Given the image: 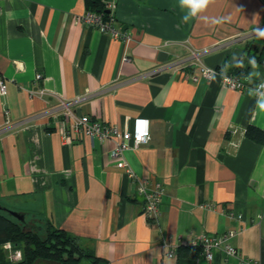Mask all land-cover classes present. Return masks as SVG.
I'll use <instances>...</instances> for the list:
<instances>
[{"label": "crops", "instance_id": "crops-1", "mask_svg": "<svg viewBox=\"0 0 264 264\" xmlns=\"http://www.w3.org/2000/svg\"><path fill=\"white\" fill-rule=\"evenodd\" d=\"M104 1L114 3L121 36L82 22L84 0H0L1 210L21 213L30 229L50 221L105 264H240L222 247L208 262L187 243L229 230L228 243L264 263V141L246 135L248 126L264 130V87L255 90L264 81V0H212L187 21L180 0ZM204 48L202 65L240 76L245 88L224 87L218 75L190 80L197 66L185 58ZM77 96H86L77 114L148 129V142L123 158L138 178L161 183L156 219L110 155L114 137L63 143L54 108ZM176 237L169 257L162 239Z\"/></svg>", "mask_w": 264, "mask_h": 264}, {"label": "built area", "instance_id": "built-area-1", "mask_svg": "<svg viewBox=\"0 0 264 264\" xmlns=\"http://www.w3.org/2000/svg\"><path fill=\"white\" fill-rule=\"evenodd\" d=\"M105 7L109 10L110 16L108 21H103L102 16L99 13L93 11H85L80 19L89 26H96L102 31H109L113 36H121V32L118 28H115L112 24L114 21L113 14L111 13L114 3L112 1L105 2ZM203 51L193 50L185 58L193 60L196 64L195 72L191 73L189 79L197 81L200 77L211 79L218 75L221 78V84L224 87L242 90L245 88L244 79L240 76L228 74L221 69L208 67L202 65L199 61L200 55ZM123 59H127L123 56ZM40 73L36 74V78H41ZM264 81L257 83L255 86L256 91L263 89ZM6 85L2 79H0V93H4ZM43 93L44 90L39 91ZM86 96H77L72 99L61 98L54 108L55 111L63 115L64 127L61 129L63 143H70L73 138L84 136H98L100 138L114 137L115 144L110 150V155L116 157V166L122 168L128 177H131L136 181V187L139 194L143 197V213L149 220H154L158 217V208L163 194V187L160 182L153 181L151 183L138 178L132 169L127 165L123 158L124 151L128 148H137L140 144L148 142L150 139V133L147 128L135 129L133 131L125 130L121 131L116 125L103 124L99 119H91L88 114H77L72 108L73 104L80 103L85 100ZM234 235V230L221 235H209L202 233L188 241L190 245H199L202 248L205 259L210 262L213 258V252L222 247L226 255L236 257L240 264H264L261 262H254L248 258H244L237 249L228 243L229 237ZM180 238L176 237L174 242H169L167 238L162 239L161 247L166 248V255L173 257L175 255V249L179 243ZM6 251L7 258L11 261H17L21 258V251L13 247L12 243L7 241L3 244Z\"/></svg>", "mask_w": 264, "mask_h": 264}, {"label": "trees", "instance_id": "trees-1", "mask_svg": "<svg viewBox=\"0 0 264 264\" xmlns=\"http://www.w3.org/2000/svg\"><path fill=\"white\" fill-rule=\"evenodd\" d=\"M84 3L85 11L99 13L103 21H108L110 12L104 0H84ZM246 135L257 142L264 141V130L256 126H248ZM7 241L21 251L19 260L7 258L3 247ZM85 258L93 264H105L91 250L81 247L77 236L55 227L50 221L42 229H30L9 212L0 210V264H34L37 260L79 264Z\"/></svg>", "mask_w": 264, "mask_h": 264}, {"label": "clouds", "instance_id": "clouds-1", "mask_svg": "<svg viewBox=\"0 0 264 264\" xmlns=\"http://www.w3.org/2000/svg\"><path fill=\"white\" fill-rule=\"evenodd\" d=\"M212 0H180V4L182 7H187L189 9L188 16H185V21L188 20L189 16H195L197 13L202 12ZM214 23H218L219 21H213ZM256 34L258 37L264 38V28L257 27ZM253 67L256 66L255 59L253 58L250 61ZM264 87V85H262ZM257 107L264 111V93L260 95V98L256 101Z\"/></svg>", "mask_w": 264, "mask_h": 264}, {"label": "water", "instance_id": "water-1", "mask_svg": "<svg viewBox=\"0 0 264 264\" xmlns=\"http://www.w3.org/2000/svg\"><path fill=\"white\" fill-rule=\"evenodd\" d=\"M1 209H4V207H3L2 205H0V210H1ZM7 211H8L12 216H14L15 218H17V219H19V220H23V219H24L23 215H22L21 213H19V212L12 211V210H8V209H7Z\"/></svg>", "mask_w": 264, "mask_h": 264}, {"label": "rangeland", "instance_id": "rangeland-1", "mask_svg": "<svg viewBox=\"0 0 264 264\" xmlns=\"http://www.w3.org/2000/svg\"><path fill=\"white\" fill-rule=\"evenodd\" d=\"M12 211H13V210H12ZM84 260H85V259H84ZM84 260H83V261H84Z\"/></svg>", "mask_w": 264, "mask_h": 264}]
</instances>
